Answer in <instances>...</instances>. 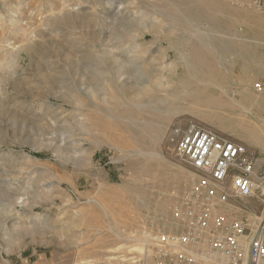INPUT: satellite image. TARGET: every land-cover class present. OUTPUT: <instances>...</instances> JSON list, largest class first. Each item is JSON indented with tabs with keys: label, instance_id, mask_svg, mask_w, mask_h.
I'll return each instance as SVG.
<instances>
[{
	"label": "rangeland",
	"instance_id": "rangeland-1",
	"mask_svg": "<svg viewBox=\"0 0 264 264\" xmlns=\"http://www.w3.org/2000/svg\"><path fill=\"white\" fill-rule=\"evenodd\" d=\"M257 41L253 0H0V264H131L196 179L176 125L264 135Z\"/></svg>",
	"mask_w": 264,
	"mask_h": 264
},
{
	"label": "built area",
	"instance_id": "built-area-1",
	"mask_svg": "<svg viewBox=\"0 0 264 264\" xmlns=\"http://www.w3.org/2000/svg\"><path fill=\"white\" fill-rule=\"evenodd\" d=\"M253 5L264 12V0ZM172 134L196 179L173 206L168 225L147 232L131 264H264V212L251 224L239 203L264 196L259 154L194 120Z\"/></svg>",
	"mask_w": 264,
	"mask_h": 264
},
{
	"label": "crops",
	"instance_id": "crops-1",
	"mask_svg": "<svg viewBox=\"0 0 264 264\" xmlns=\"http://www.w3.org/2000/svg\"><path fill=\"white\" fill-rule=\"evenodd\" d=\"M256 43L257 45L255 46L256 49L254 52V66L257 73L253 76L254 78L251 76L245 77L244 81L251 82L252 80H256V83H258L257 90L264 92V42L257 41ZM243 54L245 55V52L239 54V57H242ZM254 107L260 108V112L264 115L263 101L255 102ZM232 137L244 143L248 149L256 151L260 156V162L264 163V135L257 136L245 134L244 136H241L237 134L236 136L233 135Z\"/></svg>",
	"mask_w": 264,
	"mask_h": 264
},
{
	"label": "bare ground",
	"instance_id": "bare-ground-1",
	"mask_svg": "<svg viewBox=\"0 0 264 264\" xmlns=\"http://www.w3.org/2000/svg\"><path fill=\"white\" fill-rule=\"evenodd\" d=\"M141 152V151H140Z\"/></svg>",
	"mask_w": 264,
	"mask_h": 264
}]
</instances>
